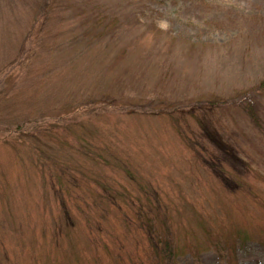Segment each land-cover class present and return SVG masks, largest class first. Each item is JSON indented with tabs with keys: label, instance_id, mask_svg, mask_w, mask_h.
I'll list each match as a JSON object with an SVG mask.
<instances>
[{
	"label": "rangeland",
	"instance_id": "rangeland-1",
	"mask_svg": "<svg viewBox=\"0 0 264 264\" xmlns=\"http://www.w3.org/2000/svg\"><path fill=\"white\" fill-rule=\"evenodd\" d=\"M264 0H0V264H264Z\"/></svg>",
	"mask_w": 264,
	"mask_h": 264
},
{
	"label": "trees",
	"instance_id": "trees-1",
	"mask_svg": "<svg viewBox=\"0 0 264 264\" xmlns=\"http://www.w3.org/2000/svg\"><path fill=\"white\" fill-rule=\"evenodd\" d=\"M262 86L264 87V81L262 82Z\"/></svg>",
	"mask_w": 264,
	"mask_h": 264
}]
</instances>
